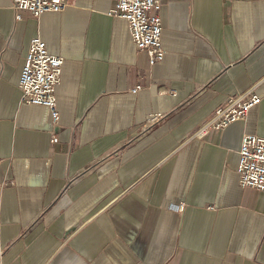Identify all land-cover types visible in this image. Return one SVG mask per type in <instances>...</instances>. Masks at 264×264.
I'll use <instances>...</instances> for the list:
<instances>
[{"label":"crops","instance_id":"obj_1","mask_svg":"<svg viewBox=\"0 0 264 264\" xmlns=\"http://www.w3.org/2000/svg\"><path fill=\"white\" fill-rule=\"evenodd\" d=\"M65 2L0 0V264H264V191L235 171L241 135L264 137V0H160L153 63L112 0ZM32 37L62 58L55 142L20 101ZM247 91L243 120L194 135Z\"/></svg>","mask_w":264,"mask_h":264},{"label":"built area","instance_id":"obj_2","mask_svg":"<svg viewBox=\"0 0 264 264\" xmlns=\"http://www.w3.org/2000/svg\"><path fill=\"white\" fill-rule=\"evenodd\" d=\"M160 0H112L109 13L126 21L130 39L135 48L144 50L149 63L160 60L164 50L160 45V18L156 12ZM65 0H11L13 17L19 19L20 11L33 16L43 12H61ZM62 58L48 53L45 43L39 37H32L26 49L21 66L18 88L20 101L43 105L48 108L51 123V141H56L58 113L55 107L54 88L59 82ZM137 87L133 88L135 91ZM259 102V96L252 91L239 93L216 107L212 115L194 131L197 137L210 131L223 129L233 121L245 118L249 108ZM159 115L150 114L145 119L143 129L156 123ZM235 171L238 184L264 191V137L243 133L240 137Z\"/></svg>","mask_w":264,"mask_h":264}]
</instances>
